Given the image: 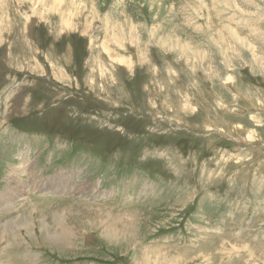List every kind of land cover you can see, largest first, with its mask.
I'll list each match as a JSON object with an SVG mask.
<instances>
[{
    "label": "rangeland",
    "instance_id": "1",
    "mask_svg": "<svg viewBox=\"0 0 264 264\" xmlns=\"http://www.w3.org/2000/svg\"><path fill=\"white\" fill-rule=\"evenodd\" d=\"M20 149L0 264H264V0H0V189Z\"/></svg>",
    "mask_w": 264,
    "mask_h": 264
},
{
    "label": "crops",
    "instance_id": "2",
    "mask_svg": "<svg viewBox=\"0 0 264 264\" xmlns=\"http://www.w3.org/2000/svg\"><path fill=\"white\" fill-rule=\"evenodd\" d=\"M15 155L21 157V160L19 161V163H14V166L17 167L18 171L17 170L16 171L19 173V175L21 173L24 174L26 172H29L31 174V167H30L31 150L27 151L26 149H20L19 151L15 153ZM22 164H25V166L23 167ZM18 177L19 176H16L17 181L21 178V177L19 178ZM20 180L18 181V185H19L18 187L20 188V190L23 189L21 191L22 195L18 197H16L15 195L11 196L10 192L16 191L18 187L16 188L15 186H13L14 189L13 188L10 189L9 188L10 185H8L9 183H7V181L3 185V188L0 190V210L3 211V212H0V216L3 217V220L1 221V223L3 224L10 216L21 215V217L23 218L22 219L23 223L17 224L18 226L16 225V227L14 228V230L11 231V233L8 232L7 235L5 236V239L3 238V240H7L11 238V239H14V241H19L21 239L19 235H21L22 239L31 241V221H30L31 195L30 194L28 195L27 193L29 190V185H28L29 183H27L26 179L24 178L22 179L23 180L22 182ZM4 192L10 195L6 197V194H3ZM21 197H24V198H21ZM46 199L49 200L48 205L50 206L51 200L48 197L44 196V201ZM1 226L2 225H0V227ZM4 232H7V230L6 229L2 230V233ZM14 234H16L17 236H14ZM24 235H26L27 238H25ZM14 241H12L13 245L11 243V246L15 245L13 248H17L19 245H17Z\"/></svg>",
    "mask_w": 264,
    "mask_h": 264
},
{
    "label": "bare ground",
    "instance_id": "3",
    "mask_svg": "<svg viewBox=\"0 0 264 264\" xmlns=\"http://www.w3.org/2000/svg\"><path fill=\"white\" fill-rule=\"evenodd\" d=\"M27 160V159H26ZM28 162H29V160H28ZM19 165V164H18ZM13 167V166H12ZM23 169V168H22ZM15 171V170H14ZM18 171V170H17ZM24 171V170H23ZM62 173H59V175H61ZM62 176V175H61ZM59 177V176H58ZM19 178V177H18ZM17 178V179H18ZM21 179V178H20ZM19 179V180H20ZM8 180L9 181H11V180H13L14 182H17L18 183V181L16 180V176H15V173H12L10 176H9V178H8ZM38 180V179H37ZM21 182H22V180H20ZM48 181V180H47ZM65 184V183H64ZM13 185V184H12ZM62 185H63V182L60 180V179H58V180H50V182L46 185V188H48L49 187V190L51 191V192H58V193H61L62 191H64L66 188H64V187H62ZM68 185V184H67ZM19 185L17 184V185H15V187L17 188ZM7 188V187H6ZM12 188V187H11ZM10 188V189H11ZM14 189V188H13ZM23 189H21V191H22ZM32 190V189H31ZM36 191V190H35ZM17 193H18V191H17ZM21 193V192H20ZM19 193V194H20ZM3 194H6L5 192L3 193ZM18 195V194H17ZM20 195H22V194H20ZM19 195V196H20ZM4 196V195H3ZM21 198H23V197H21ZM20 199V198H19ZM37 201V200H36ZM38 202V201H37ZM43 202V201H42ZM21 203V202H20ZM12 207V206H11ZM41 211V210H40ZM38 212V211H37ZM20 216V215H19ZM21 218V217H20ZM19 217H17V218H15V220H13V219H9V220H6L2 225L3 226H9L10 227V229L12 230L13 228H15L16 227V225L17 224H19V223H21V219H20ZM18 226V225H17ZM23 228V227H22ZM36 228V227H35ZM10 244V243H9ZM9 244H8V247L9 248H13L14 246H9ZM11 245V244H10ZM13 245V244H12Z\"/></svg>",
    "mask_w": 264,
    "mask_h": 264
}]
</instances>
